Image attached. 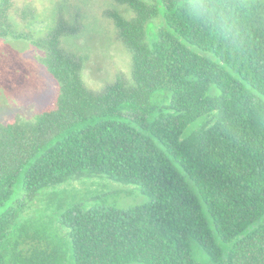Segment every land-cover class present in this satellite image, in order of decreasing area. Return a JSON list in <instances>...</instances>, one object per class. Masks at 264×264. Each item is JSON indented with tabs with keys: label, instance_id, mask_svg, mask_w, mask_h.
Segmentation results:
<instances>
[{
	"label": "trees",
	"instance_id": "obj_1",
	"mask_svg": "<svg viewBox=\"0 0 264 264\" xmlns=\"http://www.w3.org/2000/svg\"><path fill=\"white\" fill-rule=\"evenodd\" d=\"M112 1L130 77L94 90L61 40L74 26L37 37L35 7L0 0V39L39 49L59 89L31 119L0 121V264L54 259L37 246L49 216L23 217L27 202L90 176L149 200L57 214L74 264H264V0ZM18 221L31 234L12 239Z\"/></svg>",
	"mask_w": 264,
	"mask_h": 264
},
{
	"label": "rangeland",
	"instance_id": "obj_2",
	"mask_svg": "<svg viewBox=\"0 0 264 264\" xmlns=\"http://www.w3.org/2000/svg\"><path fill=\"white\" fill-rule=\"evenodd\" d=\"M17 4L30 3L36 12V35L41 37L51 31L57 20L74 26L75 36H63V46L83 63V79L94 90H102L119 79L130 77L131 55L117 38L113 21L106 16L107 10L126 13L124 6L112 0H14ZM41 51L24 40L0 39V121L15 114L28 119L47 106L58 93V84L39 62ZM167 100L163 102L166 104ZM21 180L14 186L21 192ZM149 197L132 183H122L103 176H90L49 187L38 193L29 203L23 217L49 216L35 221L38 248L43 252L55 249L54 259L44 256L38 264H74L68 231L58 221L61 211L74 203L106 205L119 208L142 205ZM9 203V202H7ZM25 209V208H24ZM47 209V210H46ZM20 217L19 221L24 220ZM19 221L11 228L12 239L25 236L27 231L18 230ZM29 224V222H27ZM228 243L227 246L231 245ZM31 248L36 247L30 241ZM194 250L199 260L207 256L200 246ZM31 262L19 261V264ZM126 264H144L132 262Z\"/></svg>",
	"mask_w": 264,
	"mask_h": 264
}]
</instances>
